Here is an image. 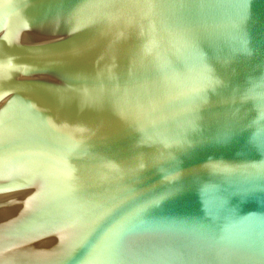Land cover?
<instances>
[{
    "label": "water",
    "instance_id": "water-1",
    "mask_svg": "<svg viewBox=\"0 0 264 264\" xmlns=\"http://www.w3.org/2000/svg\"><path fill=\"white\" fill-rule=\"evenodd\" d=\"M0 264H264V0H0Z\"/></svg>",
    "mask_w": 264,
    "mask_h": 264
}]
</instances>
